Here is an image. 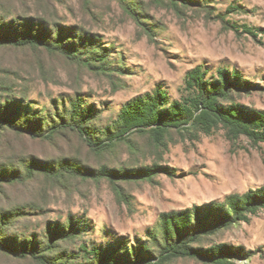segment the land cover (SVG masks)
<instances>
[{"label": "rangeland", "instance_id": "374dc122", "mask_svg": "<svg viewBox=\"0 0 264 264\" xmlns=\"http://www.w3.org/2000/svg\"><path fill=\"white\" fill-rule=\"evenodd\" d=\"M190 1L0 0V35L53 46L0 47V264H215L170 255L162 215L263 187L264 144L223 129L112 139L133 100L187 98L198 67L260 86L239 102L264 110V0ZM195 236L196 254L264 264V211Z\"/></svg>", "mask_w": 264, "mask_h": 264}, {"label": "trees", "instance_id": "16d2710c", "mask_svg": "<svg viewBox=\"0 0 264 264\" xmlns=\"http://www.w3.org/2000/svg\"><path fill=\"white\" fill-rule=\"evenodd\" d=\"M183 1L185 4L192 3L190 0ZM232 29L240 33V28L233 26ZM242 29L244 33L254 35L248 26H243ZM3 46H38L48 50L53 48L51 44L36 37L17 38L0 35V47ZM258 89L261 87L244 80L238 72L230 74L219 70L217 79L209 80L207 73L198 67L188 74L186 90L190 95L187 98L170 102L164 91L157 90L151 98L139 97L133 100L123 109L120 133L112 139L121 138L134 131H152L156 138L162 141L170 130L193 129L210 135L215 130L223 129L232 140L245 138L255 146L264 144V110L251 108L239 102L240 97L251 95ZM2 125L14 129L9 121L2 122ZM102 176L113 177L106 169L102 171ZM126 176L127 173L124 174V177ZM260 211H264V186L242 195H229L223 202H212L204 208L195 207L165 213L162 215L161 223L164 234L171 243L168 253L172 256L180 254L200 257L215 264H230L224 258L225 255H231L225 246L211 247L206 252L196 254L189 248V244L199 241L195 235L211 236L231 226L249 223L251 217ZM4 250L11 252L9 248ZM84 251L86 255H93L96 258L99 255L98 250L89 251L85 248ZM27 256L38 259L34 254L27 252L17 257ZM238 256L243 257L242 254ZM97 264L114 263L101 261Z\"/></svg>", "mask_w": 264, "mask_h": 264}]
</instances>
